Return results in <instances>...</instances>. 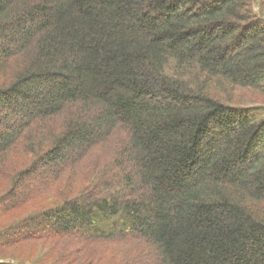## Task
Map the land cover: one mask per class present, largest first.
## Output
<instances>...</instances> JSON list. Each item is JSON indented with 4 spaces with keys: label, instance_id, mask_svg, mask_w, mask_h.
<instances>
[{
    "label": "trees",
    "instance_id": "obj_1",
    "mask_svg": "<svg viewBox=\"0 0 264 264\" xmlns=\"http://www.w3.org/2000/svg\"><path fill=\"white\" fill-rule=\"evenodd\" d=\"M240 90L264 0H0V264H264Z\"/></svg>",
    "mask_w": 264,
    "mask_h": 264
},
{
    "label": "rangeland",
    "instance_id": "obj_2",
    "mask_svg": "<svg viewBox=\"0 0 264 264\" xmlns=\"http://www.w3.org/2000/svg\"><path fill=\"white\" fill-rule=\"evenodd\" d=\"M237 97V104L239 105H244V106H248V105H263L264 104V95L259 94L258 92H251V91H247V90H240V91H236V95ZM46 204H49L47 202L45 203H39V205H37V207L39 209H43L45 207H47ZM37 208V209H38ZM19 216H21V214H19ZM11 218L10 219H4L0 222V226L2 224L5 225L6 223H10ZM6 222V223H5ZM31 246L32 244L29 245V247L27 246H22L21 249H18L19 251V255L21 257H26V258H33V260H37V259H41L44 254H45V250L49 249V244H44L43 242L38 243L37 249L33 248V252H31ZM15 251V250H14ZM54 259L53 257L50 259V263H53ZM29 264V263H27Z\"/></svg>",
    "mask_w": 264,
    "mask_h": 264
}]
</instances>
